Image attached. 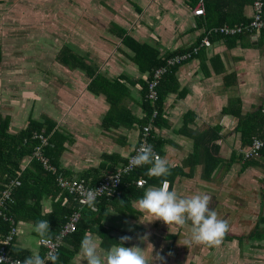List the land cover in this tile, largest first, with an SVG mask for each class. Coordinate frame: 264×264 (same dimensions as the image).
I'll return each instance as SVG.
<instances>
[{"label":"crops","instance_id":"1","mask_svg":"<svg viewBox=\"0 0 264 264\" xmlns=\"http://www.w3.org/2000/svg\"><path fill=\"white\" fill-rule=\"evenodd\" d=\"M200 1L204 15L195 16ZM251 16V0H0V133L17 138L30 129H50L44 152H51L62 176L96 181L125 164L136 148L147 118L143 95L151 71L173 54L197 49L160 82V116L151 142L168 162L170 191L187 197L212 189L217 199L211 210L228 222L230 237L215 252L234 253L236 262L247 264L248 251L261 242L238 238L264 218V153L248 166L232 157L244 149L246 132L264 141V31L211 34L209 46L200 42L209 29L246 23ZM251 114L258 117L252 121ZM21 147L18 175L41 185L27 147ZM210 159L215 163L206 174L204 162ZM152 181L143 191L160 186L157 177ZM41 195L35 211L27 202L15 222L9 255H19L21 262L38 254L47 264L35 231L38 221H48V239L62 225L54 214L69 196L60 190ZM134 201L122 212L107 207L102 226L112 245L129 236L124 247L144 250L155 237H175L162 221L139 212ZM87 233L106 249L102 235ZM61 247L72 249L67 241ZM197 257L183 254L176 264H196ZM204 262L218 264L212 256ZM67 264H86L80 248Z\"/></svg>","mask_w":264,"mask_h":264},{"label":"built area","instance_id":"2","mask_svg":"<svg viewBox=\"0 0 264 264\" xmlns=\"http://www.w3.org/2000/svg\"><path fill=\"white\" fill-rule=\"evenodd\" d=\"M252 1V16L246 23H240L236 26L222 25L219 27L211 28L207 31V35L201 39V46H209L208 36L211 34L234 37L241 34L257 35L264 31V1L263 0H251ZM193 15H204V4L200 1L193 9ZM197 49H192L190 52L176 53L168 58L164 59V63L151 71L149 79L146 81L145 92L143 95V102L150 107V112L147 114V123L141 126L139 134V142L134 149L133 153L129 156L125 164L115 169L113 172L106 174L96 181L86 180L84 178L71 179L65 178L57 170V168L51 163L50 159L45 155V148L49 144V137L43 132H33L31 140L36 144L32 149L30 158L37 162L42 170L53 177V180L57 188L72 196L76 200L78 208L73 211L66 219V222L58 230V234L53 239L40 240V245L45 249V259L47 264L53 262L56 257L57 251L60 245L63 244L64 239L68 238L75 229L80 219V208L84 205L91 204L88 201V194L91 192L94 194L93 202L97 201L101 197H112L113 195L121 194V189L128 186L125 179L135 173H139L147 165L139 167H130L129 161L132 156L136 155V150L142 144L152 145L153 130L155 129L154 122L159 116L158 102V89L162 78L167 75L170 70L178 65L184 63L195 54ZM264 146V141H259L256 138H252L251 143L247 149L239 150V154L243 155L245 159L258 156V151ZM154 150V148H153ZM155 152V150H154ZM156 153V152H155ZM148 173V170H147ZM131 183L137 188L144 187L146 185V179L142 176L131 178ZM18 185V179H8L2 183V189L0 190V218L9 223V231L1 241L0 258H3L5 264H16L17 261L23 264L19 259H14L7 253L8 246L12 243L14 237L17 234V227L14 220L7 214L10 205L13 203L12 193L14 188ZM161 185V184H160Z\"/></svg>","mask_w":264,"mask_h":264},{"label":"trees","instance_id":"3","mask_svg":"<svg viewBox=\"0 0 264 264\" xmlns=\"http://www.w3.org/2000/svg\"><path fill=\"white\" fill-rule=\"evenodd\" d=\"M163 63L164 61L161 62L159 66L162 65ZM159 88H160V85H159ZM159 101H160V90L158 89V102H157L158 108H159ZM144 105L147 110L146 113L149 114L150 107L146 103H144ZM159 112H160V109H159ZM159 116L156 118L154 125L157 124L159 120ZM248 117L249 119L254 121L255 117H258V114H251ZM146 123H147V118L143 121V124L141 126L145 125ZM30 130H28L26 133L22 132V134H20V136L17 138L10 137L8 135H5L4 133H0V181H1L0 190L2 189V183L6 182L8 179H12V178L18 179V185L14 188L13 193H12L13 203L10 205V209H9V216L10 218L14 220V223L18 220V218H20V213L23 210V208H28L27 202L31 201V203H33V207L35 211V208L39 202L40 197L42 196L41 195L42 193L46 191H50V190H55V193L59 192V189L57 188L53 180V177L46 174L42 170L40 165L35 161H33L34 163L33 165H34V169L39 173V176L37 178L41 182V185H38L37 183L31 184L27 180L28 179L27 175H25L24 173H21L20 175H18L17 173L19 169L20 161L23 158V153H25L21 150L22 148L21 146L24 145L25 147H27L28 155L30 156L32 149L36 144L35 141L30 139L31 132L32 131L39 132L40 128H35V129H30ZM49 131L50 129H45L44 133L48 134ZM251 134L253 133L246 132V135L244 137V145H243L244 149H247V147L251 143V137H250ZM211 141L212 140H209L207 144H209V142ZM213 148H214L213 145H211L210 143L209 149L213 150ZM263 153H264V146L258 151V156L256 157L245 159L243 155H240L238 153V154H234L232 158L234 160L242 161L243 166H248L250 163L258 161L259 160L258 158L260 157V155H263ZM45 155L50 159L51 163L57 167L56 161L51 156V152L49 150L46 151ZM214 163H215L214 159L208 160V163L204 162L205 164L204 167H206V174H208L210 168L213 169L212 166L214 165ZM148 167H150V165L145 166L143 169H141L139 173H135L131 175L130 177L126 178L125 182L128 183V186L123 187L121 189V194L113 195L112 197H101L97 201H94L88 205H84L80 208L81 216L76 225L75 231L71 235H69L70 238L64 239V241L65 242L67 241L68 245L72 249H68V248L66 249L65 247H61L62 246L61 245L60 246L61 248L58 249L59 250L58 254L52 264H67L70 258L73 256L74 252L80 248L82 238L85 232L87 231L96 232L102 235V238H104L103 239L104 242H102V246L106 247V249L112 245V243L114 242L113 239L106 234L107 232L102 226V222L104 221L105 217L108 215L107 207L112 205L114 208L118 209L120 212H122V210L123 211L131 210V205L129 203V200H132L135 198L137 200V198H141L144 193L143 189H145L146 186H148V183H151L152 181V177L150 178L147 173ZM138 176H142L146 179L147 183L144 187L137 188L134 185H132L131 178H135ZM39 177H43V179H40ZM157 179L160 185L161 181L164 180L165 177H160ZM261 193L264 199V187L261 190ZM65 194L68 195L67 193L64 192V195ZM68 196H69V200H68L67 205L63 207L61 205H58L57 207L58 209L56 210L58 212L55 211L56 214H54V218L56 215L57 222H59L60 225L61 224L63 225L67 220L66 218L73 211H76L78 208L76 200H74L72 196L70 195ZM61 200L62 199L60 198L59 204L61 203ZM121 201H123V203ZM39 218L40 216L39 214H37L36 218H32V219L37 221ZM262 223H264V218L262 219V221L258 223V225H255V228L249 234H247L246 237H239L238 240L243 241L244 239H247V240L255 241V242L264 241V230H262L260 227V224ZM9 227H10L9 223L0 219V237H1L0 248L2 246L1 245V241L3 239L2 236L4 237L5 235H7L9 231ZM229 238L230 237L225 235L223 240H227ZM11 245L12 243L10 244V246H8V249H7L8 254H9ZM13 255L16 257H19L20 260L23 259L19 255H15V254ZM16 257H12V258L18 259Z\"/></svg>","mask_w":264,"mask_h":264},{"label":"clouds","instance_id":"4","mask_svg":"<svg viewBox=\"0 0 264 264\" xmlns=\"http://www.w3.org/2000/svg\"><path fill=\"white\" fill-rule=\"evenodd\" d=\"M143 165H151L148 174L152 177L170 175L168 162L158 156L153 147L147 143L142 144L129 161L130 167ZM93 197L94 194L90 192L89 203L93 202ZM134 203L139 212L154 217L153 221L160 220L167 226L187 228L190 239L186 243L219 246L229 230L228 222L219 218L215 210L209 209L210 197L207 194L198 193L181 197L175 190H169L167 179L162 180L159 187H148L142 197ZM35 231L41 240H47L50 233L48 221H38L35 224ZM130 239L129 236H122L119 243L103 249L100 247L99 237L87 233L81 241L80 254L86 264H157V262L163 264L164 257L159 253L153 256V246L150 244V249L144 250L137 246L124 247L123 244ZM147 239V235L141 237L142 241ZM0 264H5L3 258H0ZM16 264L20 262L17 261ZM23 264H45V262L38 254H34L26 257Z\"/></svg>","mask_w":264,"mask_h":264},{"label":"rangeland","instance_id":"5","mask_svg":"<svg viewBox=\"0 0 264 264\" xmlns=\"http://www.w3.org/2000/svg\"><path fill=\"white\" fill-rule=\"evenodd\" d=\"M195 187V185H194ZM208 191H200L194 190V192L191 193L193 194H198V193H204V194H210L208 195L210 197V204H209V209H212V205L214 199V196H212V189L208 188L206 189ZM190 196V195H189ZM219 199L220 197L217 196ZM175 226V225H174ZM164 228H167L168 230H172L171 232L174 233L173 236H175L173 239H166V238H154L151 242L152 245H154L157 248V252L159 253L158 248L160 247L161 252L159 255L162 256L164 255V258L169 261V263L166 264H176L181 260V256L183 254H186V257L189 255H192L193 253L200 254V257H197L196 264H205L204 258L208 259L210 256L213 257V261L218 263V264H239L238 262L235 261L236 256L234 253H228L225 257H222L220 253L216 254L215 248L218 247V249L223 248L224 244L223 242L219 246H208L205 244H195V243H186L190 239V232L188 231L187 228H179V227H173L171 228L170 225H165ZM248 231V229H247ZM178 233V234H177ZM253 250L248 251L246 257V263L247 264H264V241L261 242L260 244L256 243L252 247ZM206 252L200 253V252ZM170 254V255H169ZM185 262L184 264H186ZM242 263V261L240 262ZM243 264V263H242Z\"/></svg>","mask_w":264,"mask_h":264}]
</instances>
